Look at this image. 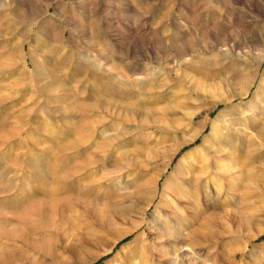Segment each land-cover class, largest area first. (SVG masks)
I'll return each mask as SVG.
<instances>
[{"label":"rangeland","instance_id":"1","mask_svg":"<svg viewBox=\"0 0 264 264\" xmlns=\"http://www.w3.org/2000/svg\"><path fill=\"white\" fill-rule=\"evenodd\" d=\"M0 264H264V0H0Z\"/></svg>","mask_w":264,"mask_h":264},{"label":"bare ground","instance_id":"2","mask_svg":"<svg viewBox=\"0 0 264 264\" xmlns=\"http://www.w3.org/2000/svg\"><path fill=\"white\" fill-rule=\"evenodd\" d=\"M214 157H217L215 154L213 155ZM206 175V174H205ZM204 176V175H203ZM205 179V178H204ZM214 179H216V178H210V180H208V181H215ZM205 182H206V180H204V184H205ZM212 182H210V183H212ZM201 183H203V182H201V177H197V178H195L194 179V185L195 186H199V185H201ZM208 183V182H207ZM211 186H214V187H216L215 185H211ZM217 188H219V190L220 189H222L223 188V186L222 185H220L219 187H217ZM204 192V191H203ZM205 192L206 193H208V194H212V198H215V196H219L220 194L218 193V192H216V195H215V193H213V191H210V189H209V184H208V187H206L205 188ZM207 194V195H208ZM201 196V195H200ZM214 196V197H213ZM199 196L198 195H196V198H198ZM206 208V207H205ZM200 209V208H199ZM210 219L208 218V219H206V222H210L209 221ZM177 226V225H176ZM190 237H191V235H190ZM184 255V254H183ZM188 255V254H187Z\"/></svg>","mask_w":264,"mask_h":264}]
</instances>
